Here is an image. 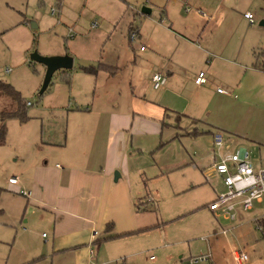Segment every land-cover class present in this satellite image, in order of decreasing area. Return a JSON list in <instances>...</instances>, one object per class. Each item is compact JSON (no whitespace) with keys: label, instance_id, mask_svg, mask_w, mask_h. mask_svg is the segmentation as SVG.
<instances>
[{"label":"rangeland","instance_id":"374dc122","mask_svg":"<svg viewBox=\"0 0 264 264\" xmlns=\"http://www.w3.org/2000/svg\"><path fill=\"white\" fill-rule=\"evenodd\" d=\"M166 2L173 3L0 0V79L29 102L26 121H5L7 133L0 144V264H9L5 260L14 235L3 222L14 221L11 210L22 205L8 193L16 155L32 156L41 140L63 142L67 127L70 137L81 117L68 113L70 109L95 110L94 100L104 97L131 109L134 96L151 101L164 115L157 122L159 130L140 125L138 133L128 135L135 146L128 183L140 200L142 224L151 228L141 234L149 247L142 262L178 264L180 254L205 253L217 238L224 246L223 264H236V250L247 252V264H264V235L249 222L256 215L264 222V202L254 201L251 211L239 209L234 221L215 219L206 204L222 190L220 179H206L201 171L213 158L215 132L232 149H247L254 162L264 159V0H184L182 5L178 0L175 9L181 17L174 21L172 34L163 15ZM142 7L150 13H142ZM197 7L207 15L215 8L214 20L206 23L197 17ZM246 12L254 23L244 17ZM184 21L191 25L189 31L177 26ZM35 54L69 56L72 66L55 70L43 87L46 68L32 59ZM183 54L188 63L179 58ZM256 61L263 70L253 66ZM101 65L116 67L115 74ZM200 70L208 82L197 85L194 78ZM156 71L167 76L158 89L150 83ZM3 104L0 98V109ZM226 227L233 228L212 235ZM43 233L47 236L48 230L34 226L36 239H46Z\"/></svg>","mask_w":264,"mask_h":264},{"label":"crops","instance_id":"0c3cea01","mask_svg":"<svg viewBox=\"0 0 264 264\" xmlns=\"http://www.w3.org/2000/svg\"><path fill=\"white\" fill-rule=\"evenodd\" d=\"M172 2H166L163 9L164 19L169 23L166 30L170 33L174 32L172 26L178 22L174 21L181 17L180 11L175 9L178 0ZM179 2L182 5L184 0ZM184 10L189 12L188 7ZM196 10L197 17L203 16L201 18L206 23L214 20L215 8L210 15L201 8ZM177 26L182 31L191 29L187 21L179 22ZM183 38L189 39L188 36ZM179 58L183 63L189 62L186 54ZM256 65L257 61L253 66L259 69ZM116 69L111 67L109 72L115 74ZM166 72V77L172 80V72L168 69ZM132 101L136 106L131 109L119 106L114 97L95 99L98 106L95 110L93 106L70 109L68 113L81 115L70 137L67 127V137L63 142L41 140L44 148L37 144L32 156L24 159L16 155V165L12 169L16 180L9 182L8 193L18 196L22 205L11 210L17 221L3 222L14 233L9 240L5 263L144 264L142 259L149 247L141 234L151 228L142 224L140 200L132 195L128 183V161L135 148L133 138L129 141L128 135L138 133L140 125L150 126L152 131L159 130L157 122L164 115L151 101L136 96ZM210 163L201 170L206 179ZM116 171L119 173L117 179L114 178ZM20 191L29 192V195ZM207 205L212 217L228 220L210 211ZM252 218L249 222H253ZM36 225L48 230L47 236L43 233L46 239L39 241L34 237ZM232 228H221L212 235L226 234ZM93 231H96L95 235ZM216 239L208 244L207 252L198 254H210L207 264H223L224 246ZM99 256H104L105 260L100 262ZM191 256L197 255L180 254L178 264H184L185 259ZM148 257L151 260L155 258L153 255Z\"/></svg>","mask_w":264,"mask_h":264},{"label":"built area","instance_id":"2783aa9c","mask_svg":"<svg viewBox=\"0 0 264 264\" xmlns=\"http://www.w3.org/2000/svg\"><path fill=\"white\" fill-rule=\"evenodd\" d=\"M199 13L201 11L199 10ZM202 14V13H201ZM244 17L249 23H254V17L246 12ZM136 33H131V39ZM10 69L6 68V72ZM166 81V77L161 72H154L151 75L152 87L158 89ZM195 84L201 85L207 82L206 72L200 70L194 80ZM219 91V89H218ZM29 104V102H27ZM213 158L208 167L209 176H217L220 179L221 191L208 202L207 208L228 220L234 221L237 218L238 210L249 211L254 208V201L264 202V159L254 162L250 157V152L241 147L232 149L231 144H226L223 134L213 133ZM16 178H10L14 182ZM23 195L29 192L20 191ZM256 215L252 218L256 228L264 234V222ZM223 232H225L223 230ZM96 231H93V235ZM237 264H245L248 260L246 251L236 250L233 252ZM210 254L191 256L185 259L184 264H207ZM98 260L103 262L104 256H99Z\"/></svg>","mask_w":264,"mask_h":264},{"label":"trees","instance_id":"16d2710c","mask_svg":"<svg viewBox=\"0 0 264 264\" xmlns=\"http://www.w3.org/2000/svg\"><path fill=\"white\" fill-rule=\"evenodd\" d=\"M258 68L261 66L256 65ZM105 70H111L110 66L101 65ZM87 72H96L93 68H84ZM0 98L3 99V106L0 109V144L5 141L7 127L5 121L10 118H17L20 121L28 119L26 112L27 102L23 100L18 90L13 85L0 79Z\"/></svg>","mask_w":264,"mask_h":264},{"label":"water","instance_id":"95a60500","mask_svg":"<svg viewBox=\"0 0 264 264\" xmlns=\"http://www.w3.org/2000/svg\"><path fill=\"white\" fill-rule=\"evenodd\" d=\"M142 13L148 14L150 12L149 8L142 7L141 8ZM261 24H263V21H261ZM32 59L43 63L45 65V76L43 81V87H45L52 75V73L57 69H69L72 66V59L69 56H52V57H45L38 54H35L32 56ZM117 176H119V173L116 171L114 173V178L117 179Z\"/></svg>","mask_w":264,"mask_h":264}]
</instances>
